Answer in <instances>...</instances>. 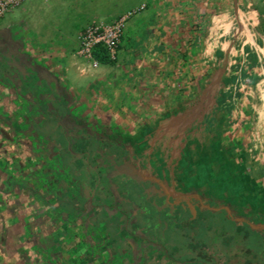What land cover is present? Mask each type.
Listing matches in <instances>:
<instances>
[{"label": "crops", "instance_id": "obj_1", "mask_svg": "<svg viewBox=\"0 0 264 264\" xmlns=\"http://www.w3.org/2000/svg\"><path fill=\"white\" fill-rule=\"evenodd\" d=\"M122 1L86 5L72 27L0 24V264L117 263L127 223L69 198L73 158L55 126L68 120L130 150L148 147L165 111L202 83L203 61L216 78L226 67L218 91L236 99L210 119L215 162L226 164L217 181L233 180V196L264 211L263 0ZM141 4L115 60L94 66L78 54L88 24Z\"/></svg>", "mask_w": 264, "mask_h": 264}, {"label": "flooded vegetation", "instance_id": "obj_2", "mask_svg": "<svg viewBox=\"0 0 264 264\" xmlns=\"http://www.w3.org/2000/svg\"><path fill=\"white\" fill-rule=\"evenodd\" d=\"M215 78L165 111L168 120L157 124L148 147L130 150L126 141L94 135L81 124H55L73 158L69 198L127 223V245L116 264H264V211L217 181L226 164L215 162L217 136L210 133L220 91L207 88ZM52 92L43 88L40 95ZM91 174L93 189L77 188ZM98 175L105 187L93 197ZM170 242L195 260L176 258Z\"/></svg>", "mask_w": 264, "mask_h": 264}, {"label": "rangeland", "instance_id": "obj_3", "mask_svg": "<svg viewBox=\"0 0 264 264\" xmlns=\"http://www.w3.org/2000/svg\"><path fill=\"white\" fill-rule=\"evenodd\" d=\"M96 1L97 0H26L19 8L15 9L13 12L8 13L7 15H5V17L0 19V24H5L10 21L18 22V24L24 27L25 25L27 27L29 26V31H36L40 29V26H38V24L40 23H42L44 28H50L53 23L56 24L58 27H65L66 25H68V27H72V25H75L79 22H83L87 19V13H84V7L86 5L88 6L89 4L95 3ZM126 3L127 0L122 1L118 5V8L125 6ZM260 7L264 10V0L261 1ZM203 58H207L205 52L203 54ZM192 63L193 62H191V60L188 62V70L190 68L189 65H192ZM210 68L211 67L208 65V63L203 61V73L201 75L202 83L200 84V86L205 85L213 76L210 72ZM191 75L187 76V86L189 84V81L191 80ZM200 86L198 85V87ZM223 86L224 83H222V88ZM234 101H236V99L234 100L233 98H231L230 101H227L225 105L227 107H232ZM215 130H217L216 127H211L210 133L215 134L213 133L215 132ZM227 185H229V188H234L236 186L233 180L231 182L228 181ZM216 223H219V221H217ZM167 245L170 252L178 259L195 260L196 258V254L184 250L179 243L170 242ZM43 264L46 263L44 262ZM193 264L197 263L194 262Z\"/></svg>", "mask_w": 264, "mask_h": 264}, {"label": "built area", "instance_id": "obj_4", "mask_svg": "<svg viewBox=\"0 0 264 264\" xmlns=\"http://www.w3.org/2000/svg\"><path fill=\"white\" fill-rule=\"evenodd\" d=\"M25 0H0V19L16 8L21 6ZM146 4H141L135 8H131L110 20H96L88 24L78 35V54L93 63L94 66L99 64L94 56V50L98 46L107 49L112 60L117 58L123 34L127 22L135 15L139 14Z\"/></svg>", "mask_w": 264, "mask_h": 264}, {"label": "trees", "instance_id": "obj_5", "mask_svg": "<svg viewBox=\"0 0 264 264\" xmlns=\"http://www.w3.org/2000/svg\"><path fill=\"white\" fill-rule=\"evenodd\" d=\"M94 56L97 60H99L100 63H103V64L111 63L113 61L107 49L101 45L95 48ZM227 81H228L227 79L226 80L224 79V83H227ZM33 91L34 90L31 88L30 92L33 93ZM230 97H232V93L230 91H225L221 89L219 92V96H218V107L226 103Z\"/></svg>", "mask_w": 264, "mask_h": 264}, {"label": "water", "instance_id": "obj_6", "mask_svg": "<svg viewBox=\"0 0 264 264\" xmlns=\"http://www.w3.org/2000/svg\"><path fill=\"white\" fill-rule=\"evenodd\" d=\"M225 71H226V67L222 68L219 76L217 78H215L213 80V82L208 86V88H207L208 90H212V88L215 87V86L219 87V84L221 83L222 75L225 73ZM28 75L29 74H27L26 76H28ZM83 179H84L83 180L84 181L83 184L82 185H77V188L82 189V187L84 186L87 190L93 189V186L91 185V183L93 182V180L96 179V177L91 174V175H89L88 178H83ZM100 184H102L105 187V184L100 179V175H98L97 176V181H96L95 186H94L95 189H94V192L92 194L93 197L95 196V192H96V190H97V188L99 187ZM99 196H101V195H99Z\"/></svg>", "mask_w": 264, "mask_h": 264}]
</instances>
